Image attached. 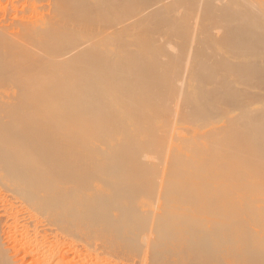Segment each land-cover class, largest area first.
I'll return each mask as SVG.
<instances>
[{
  "label": "bare ground",
  "instance_id": "bare-ground-1",
  "mask_svg": "<svg viewBox=\"0 0 264 264\" xmlns=\"http://www.w3.org/2000/svg\"><path fill=\"white\" fill-rule=\"evenodd\" d=\"M2 6L3 8H1ZM1 10L0 107L11 108L19 105L21 107H28V109H42V111H35V113L37 112V118L35 116L36 119H33L34 121L29 125L24 126V123L22 125L21 122L19 127H17V124L15 126H11L9 123L8 125L6 124L7 126L5 125V130L12 131L13 129L12 133L13 136H15V139L16 134L19 138L21 136L20 139L25 140V142L23 141L25 145L16 146L9 139L8 144L4 142L2 143V140L0 139V180H2L3 175H7V179H9L14 186L20 180L23 181L24 184L26 181L29 186L27 184L26 188L25 186L23 187V190L28 188V190H30L29 192L32 190L33 194L30 198L27 197L31 202H24L27 209L30 210L25 212L26 216L23 215L26 219L25 224L19 226L18 223V228H13V225L10 224L13 229H10V225L9 227H6L8 224H4L5 227L8 228V231L0 232V264H17V260H14V257L15 255L17 256L19 252H22V260L23 258L31 259L32 264H72L71 261L68 260L70 255L68 256L67 249L61 244L57 245L58 243L54 245L58 240L56 238H63V235L59 233H63V231L60 227H55L53 229L47 225L48 223L51 224V222L60 221L62 219V215L66 212L64 207L66 202H55L53 198V202H47L48 198L45 199L46 202H40L44 196L50 198V195H44L50 188L48 185L49 182L52 181L51 183H53V180L55 179V177L51 178L49 168L52 166H54V168L57 167L60 170H63L62 174L64 177H68L65 176L66 174L64 173L67 172L68 169H72L70 167L71 165L74 167L72 159L70 160L72 153L68 147L73 145L75 139L68 141V145L67 143H64L63 139L60 143V140H57L52 134L54 130L52 131L51 129V125L60 123L61 121L64 122L67 119V115L63 114V116H66L63 118H57L56 116L60 117L59 115L61 114L58 115L56 112L53 116L50 111H57L60 109L87 111V114L81 112L74 113L76 116L78 113H81V117H79V114L76 119L78 118L79 122L81 120L80 118H82L83 122L85 120L83 125H86L87 127L85 129L84 126L83 129L86 131L88 129L86 123H92V127L96 129L94 130L89 126L90 131H87L89 132V134L87 133L88 136H90L91 131H94L91 135L93 137L91 138L92 141H88L84 135L85 131L82 132L83 129L81 130V134L85 136L81 135V137H84V139L86 138V142L81 138L83 142L80 140L81 145H78L80 146L79 149L87 147V149H92L94 146H109V149L113 150L111 152H115L116 155L114 154V157H110L112 156V153L108 152L110 161L104 159L105 163L102 162L101 167H103V164L105 167L106 163L107 165H110L107 166L110 168L107 170L109 171V174L111 173L113 176L115 175L114 173L118 171L117 168L120 167L123 172H121L122 170H119L118 172L125 175L126 172L124 169L126 168L124 167L130 164L129 168H127L131 170L135 166L133 165V167H131L133 164L132 162H134L132 159L135 157L131 158V155L138 150L134 144H130L129 142L132 140L131 136L134 138L136 134L133 136V134L131 135L126 132L127 130H124V128L128 127L122 128L125 124V119H127V116H130V114L133 116V113L136 110L138 111L136 113L140 114V105L144 106L146 111L149 109V104L155 105L152 106L154 109L158 107H156L158 101L156 98L150 103L148 102L149 104L147 105L142 103L143 101H132V98L145 99L146 95H150L149 86L143 77L147 76L148 73H146V70L151 67L149 62H147L148 59L146 60V55L150 51L155 52V49L152 50L154 45H152V43L150 44L153 40V42L156 41L159 43L161 41L160 44L162 45H156L158 46V50L159 48L161 50L162 47L161 51L164 52H162L163 54L160 53V55L165 58L162 60V64H165L163 66H166L165 69H163L164 72L166 71L168 77L171 75L177 76L174 79L171 78V80L168 78V81L166 79L163 82V86H161L162 90H160L162 96L164 97L167 91L172 88L174 89V85H177V83L179 84L180 82V86H178V88L176 86L179 90L175 88V91H188L187 95L182 92V94L184 93L183 95H185L183 96V100L181 94L180 98L184 103L181 104V106L177 105L175 112L176 116H183L181 118H177L178 116L176 118L174 117L173 126L177 123H186L189 127L186 126L182 129H184V132L191 131L188 135L192 134L189 138L186 137L187 135L183 136V138L180 137L179 139H183L184 141L177 149L192 155L194 153V156L197 155L196 157H198V154L199 157H202L205 153L206 155L208 152L216 154L215 152L219 151V155L226 157V160H223V157L219 156V158L222 157V161H226L229 165L228 167L226 163L223 162V164L227 166H225L226 168H230L233 165V162L242 160L236 163L238 165L235 164L231 168L233 169L234 167L235 169V167H239L244 163V166L248 168V170H246L247 168L245 169L246 171H249V169L255 171L256 166L261 163L253 155L264 157V0H0V12ZM147 43L148 45L150 44V48L152 45L151 50L148 48L149 52L146 51V48L148 47ZM163 47L165 48L164 50ZM158 50L157 55L161 52L160 50L158 52ZM144 52L148 53L144 55ZM141 54L145 57L142 58ZM160 55H158V58L161 57ZM155 66L157 67L159 65ZM132 74H134L135 77H133ZM128 75L132 76L133 79H130L131 77L129 78ZM172 82H175L174 85ZM200 92H206L209 97L207 99H201V94H198ZM142 93L143 95H141ZM125 97L126 100H129L126 101ZM150 97H152V95ZM178 99L179 97L177 100H173L178 101ZM110 100H115V103L109 104L108 102ZM155 100L156 103H154ZM154 109L153 112H155ZM31 111L32 110L30 109V112ZM155 113H157V111ZM159 113H161V111H159ZM33 115L31 114V117ZM161 115L159 114V118ZM156 117L157 116H155V119ZM220 117L221 119L226 118L224 122L227 121L225 122L226 125H224L227 131L224 132L226 133V136H224L222 131L220 132L217 127H213L214 125L209 122L211 119L213 120V118L216 121L215 118ZM73 118L76 120L75 117ZM153 118L154 117L151 119ZM27 119L24 121L27 122ZM68 119L66 121H68ZM155 119H153V122ZM69 121L67 124H69ZM18 122L17 119V123ZM82 123L78 124L80 128H82ZM193 123L200 125L195 126ZM13 124L14 123H12V125ZM64 124H66V122ZM64 124H62L63 127ZM100 125L101 128H111L109 131L107 129V132L104 130L106 133L104 131L103 133L99 131L97 132L96 130L99 129ZM144 125L147 126L149 124L146 122ZM0 126L2 125L0 124ZM59 126H54V128ZM125 126H127V123ZM146 126L144 127L146 128ZM63 127L62 129H65ZM67 127H69V125ZM144 127L140 128L141 131L139 135L146 136L140 138L143 139L141 141V146L146 148L149 144L151 145L150 141L146 139L147 136L149 138L152 134L154 135L155 132L152 133L153 131H149V127H147V131H145ZM72 128L74 127H71L70 130H72ZM80 128H77V130ZM201 128L206 129V132H204L205 134H202V136L199 133V129ZM5 130H3V133L7 132H5ZM55 131L57 130L55 129ZM148 131L152 134L146 135L148 134ZM217 131L221 134L219 132L217 133ZM58 132L61 131L58 130ZM187 132L185 133L187 134ZM1 133L2 132H0V134ZM67 133L69 135H67V139L73 136L72 134L70 136L69 132ZM155 134L157 136L161 133ZM62 135L64 136V134ZM204 135H206L207 139L206 137H203ZM2 136H0V138ZM5 136L8 135L6 134L4 137ZM78 136L79 135L76 137ZM153 137H155V135ZM228 137H231L235 143L225 144L224 140ZM72 138H74V136ZM78 138L80 139V137ZM89 138L90 137H88V139ZM150 138L152 139V137ZM198 138L200 140H206L200 141ZM20 139L19 143H21ZM163 139H165V137H163L162 140ZM76 141H78V139H76ZM155 141L158 140L156 139ZM151 142L155 143L153 141ZM75 143L74 147L78 144ZM141 146L139 147L140 152L142 150H140ZM151 147L153 146L151 145ZM87 151L88 150H86V153ZM116 151H118V153H116ZM96 152H98V149ZM82 153H84V151H82ZM55 154L58 158L63 157L64 160L60 162L58 159L59 162H57V159H54ZM90 155L91 158H95L93 154ZM103 155L105 157L106 154ZM74 156L76 155L74 154ZM74 156L71 157L73 160L79 158L78 155L76 158H74ZM99 157L101 158V156ZM85 158H87V155ZM227 158L232 161V165L229 164L230 162H227V160L230 161ZM96 159H98V157ZM93 160L89 162L95 163L99 159L96 161ZM77 161L78 160H76L75 163H77ZM81 162H83V160H81ZM89 162L87 161L86 163L89 164ZM207 162L209 163V161ZM79 163L80 162L77 163V167L80 165ZM83 164L80 167H84ZM99 164L100 163L98 162V169L101 168H99ZM201 164L203 165V163ZM206 164L204 166L200 165L199 168L208 171L207 169H210L211 165L209 166L207 164L209 166L208 168L205 167ZM216 164L218 165L219 163ZM88 166H90V164ZM220 166L218 167L220 168ZM89 168H91V166ZM94 169H92V172L89 169L85 170H89V172L93 173ZM128 169L126 170L127 172ZM133 169L134 171L135 169L137 171L139 168L137 169L135 166ZM52 170L54 171L53 168ZM60 170L58 171L59 176L61 174ZM101 170H98L99 173L102 172ZM141 170H143V168H141ZM194 170L196 171V169ZM108 171H106V174ZM134 171H132L133 176L135 174ZM144 171L145 170H143V172ZM235 171L238 173H236L238 176L235 174V179H240V173L238 170ZM143 172L141 174L142 178L140 177L139 181H141V179L144 181L143 178L145 177V173ZM193 172L191 175L187 174L189 176L187 177V181L188 178L192 179ZM136 173H138V171ZM93 174H91V176ZM137 175L138 174H135L136 177ZM174 175H176V173ZM251 175H253V172ZM83 176H85L84 173ZM91 176L90 179H93ZM85 177L87 180L89 179L88 176ZM85 177H83V179ZM106 177L107 175L104 178ZM116 178L115 181H111L110 179L108 182L120 183ZM118 178L121 177L119 176ZM96 179H93V181ZM101 179L103 178H100L99 181H101ZM107 179L109 178L103 180L106 181ZM173 179H171V182L174 181ZM194 179L196 178L194 177ZM133 180L138 183V180H135V177ZM198 180L199 179L197 178V182L191 183L192 185H188V182L186 181L187 185L185 184L182 186L183 194L186 195L189 192L191 198L189 199V202H211L207 200L204 192L200 189L202 187V180L200 179L201 182L199 183ZM263 180H261L259 191L255 194V198L258 199V201L260 199L264 201V191H262L264 186ZM64 181H67V178ZM72 181L75 180L72 179ZM99 181L97 180V182ZM134 181L133 183H135ZM192 181L193 179L191 182ZM102 183L104 184L103 181L100 182V184ZM106 183L107 182H105V185ZM122 183L123 187L118 184L122 189L121 192H119L121 189L118 190V193H123L121 194V196L123 195L122 199L120 198L121 201L118 203L116 201L113 204L107 203V206L101 204L102 207L100 205L101 202L98 203V200V202H96L101 207L98 208L94 205L95 208H93V210L97 207L98 209H96L95 212H97L99 216L101 213L104 214V216L108 215L112 218L116 216L122 217L126 212H133L134 210L138 211L132 218L134 221L125 220V222L122 218L120 219L122 220L120 221V228L123 232L125 231V233L131 228L133 229V225H135V223L137 224V220L139 219H152L151 222L157 221L158 224L159 221H162L160 224H169V227H176L178 224H182V219L185 216L195 217L197 219V217L200 218L204 215L205 206L202 204V207H204L202 209L203 213L200 212V210L183 211L178 209L171 212L170 207L164 205V207L153 212L152 216H141L139 211L141 210V206L137 202L141 193L139 192L140 190H138V187H135L137 184L135 186L132 184V187H129L131 185L128 184L130 183V181H128L126 184L128 185V188L124 184V181ZM65 184L67 186V182ZM103 184L101 186H104ZM140 184L143 185L144 182L141 181ZM107 185H110V183H107ZM116 185L117 183L115 184V187ZM141 185H139V187ZM120 187H118V189ZM67 189L68 188H66V190ZM160 189V192H163V196L166 200L163 203L171 202L167 190H164V188ZM141 191H148L146 183L141 187ZM49 192L51 191H48V193ZM136 192H139V195L137 194L138 197H136ZM27 194H29L28 191ZM92 194L94 195L96 193ZM136 198L138 199L136 200ZM235 199L237 202H242L240 201L242 200L241 197L239 198L240 200L238 198ZM94 200H96V198ZM127 200H130V202ZM236 200L233 201L236 202ZM96 202L95 204H97ZM181 202L185 201L181 200ZM84 204L85 203H83V205ZM80 206L81 205L79 204L78 207ZM206 211L209 213L211 210L205 209V212ZM69 212L74 211L69 210ZM212 213L216 216V218L215 216L213 218L211 215L212 219L217 220V215H220L219 212L217 214L216 211L212 210ZM69 215L68 217H71ZM211 217L207 220L209 221ZM1 218L2 217L0 216V223L3 222ZM12 221L13 219L11 220V223ZM178 221L182 222L180 223ZM238 222L239 220H237V223ZM224 223L225 222L222 223L223 227L220 226L222 229H219L220 233L218 236L221 235V232L223 236H229V231L233 229L230 232V235L233 234L231 235L232 237H227L229 239L225 238L227 241L229 240L230 243H234L240 238H248L252 242L260 239V235L256 230L250 232L244 229L242 230L241 226H239L240 228H237L236 222V225L234 222L232 223L235 226L234 229L233 225L230 226L226 223L227 225L224 226ZM240 223L242 222L240 221L239 225ZM219 225H221V223H219ZM200 226H202V224L199 225V227ZM175 231L176 230H174V232ZM185 231L187 230H184L183 232ZM47 233H56L57 235H54V238H48ZM2 236H6L7 240L14 242L12 245L18 247V250L13 251V255L10 254V249L6 248L3 244ZM181 236H183V234ZM179 237L180 235L178 238ZM168 240L163 237V240H160V242L167 247L169 244ZM41 242L43 247L37 249V245ZM15 246L13 247L16 248ZM34 247H36V251L33 250ZM191 250L193 252L195 251L193 248L187 252L190 253ZM82 262L84 261L82 260Z\"/></svg>",
  "mask_w": 264,
  "mask_h": 264
},
{
  "label": "rangeland",
  "instance_id": "rangeland-1",
  "mask_svg": "<svg viewBox=\"0 0 264 264\" xmlns=\"http://www.w3.org/2000/svg\"><path fill=\"white\" fill-rule=\"evenodd\" d=\"M1 8H3V6ZM0 13H2V10ZM149 41H151V40H149ZM153 41L150 42V44L152 43V45H154L153 49H152V45L150 48V44L148 45V43H147L148 47L146 48L147 49L146 51L149 52V50L155 49L156 53L153 51H150L149 53L144 52V55H146L148 53L146 55V60L147 59L149 60V61L147 60V62H149V65L151 66L150 68H148V70H146V73H148L147 76L143 77L149 86V94L150 95H146L145 99L132 98V101H136V102L143 101L142 103L147 105L153 99L156 98V100H158L157 103L158 102L159 103L157 105L156 100L154 103H156V107L157 106L158 107L154 109V107H152V106H155V105L149 104V109L146 111V108L144 106L140 105L139 106L140 114L138 113L139 114L138 115L136 113L138 111L136 110L133 113V116L131 114H130L131 117L128 115L127 119H125V122H124L125 124L127 123V126H125L124 123H123L124 125L122 126V128L128 127V128H124V130L126 129L127 130L126 132L130 133L131 135L133 134V136H134L136 134V136L134 138H132V136H131L132 140H130L129 142H130V144H134L135 147L138 149V150L136 149L137 151H135L134 153L131 152L133 154L131 155L132 157L130 156L131 158H133L135 156L132 159L134 162H132L133 164L131 167H133V165H135L137 169L139 168L137 170L138 173H136L137 172L136 169H135L136 172L133 169V168H135V166L131 170L134 171L135 174H138L137 177L135 176V174L133 176V172L130 169H128L130 164H128V166L124 167L126 169L123 168L126 172L125 175L121 174V172H123V170L120 169V167L117 168L118 171L122 170L121 172L117 171L114 173L117 176V178L115 175H114L115 176L114 177L111 173H110L111 175L109 174V171L107 169H110V168H108L107 166H110V165H107V163H106L105 167H104V164L102 165L103 167H101L102 162L105 163L104 159H107L108 161H110V157H114L116 155L115 152H111L113 150H110L109 146H98V147L94 146L92 149L90 148L91 150L87 149L88 147L82 148L83 150L79 149L80 146H78V145H81L80 143H81L82 139L84 142H86L85 141L86 138L88 141H92L91 138H93L91 135H92V132H94V131H91L90 136H88L89 132H87L89 130V126H90V128H93L92 123H89V124L86 123L88 125V129L86 131L85 129L87 126L83 125L85 123V120L83 122L82 118H80L81 120L79 122V119L78 118L76 119V117L79 114H80L79 117H81V113L87 114V111H79V110L77 111V109L74 111L70 110V109H60L57 111L56 110L50 111V112H52L53 116H54V114H56V112L58 115L61 114V115H59L60 117L56 116L57 118H63L66 115H67L66 116L67 119L70 118V119H68V121L70 120L69 124H67L68 121H66L67 120L66 119L64 122L61 121L60 123H57L58 125L56 123L51 125L52 131L54 130V132L52 134L55 136V138H57V140H60V143L64 140V143H67V145H68V141L75 139L73 142V145H70L68 147V149L70 148V152L72 153L71 157L74 156V154L76 156L77 155L79 156L78 159L76 158V156H74V158H76L74 160H73V158L70 157V160L72 159V161H73L72 164L74 165V167H72V165H71L70 167L72 169L71 170L68 169V171L64 173V174H66L65 176H68V177H64V175L62 174L63 170H60L57 167L54 168V166H52L51 168H49V171H50L49 173L51 174V178L55 177V179L54 180L52 179L53 183H51L52 182L51 181L48 184L50 187V188L48 187L49 188L48 191H51V192L48 193V191H47L46 194H44V195H47V196L50 195V198L44 196V198H42L40 200V202H46L45 199L48 198L49 200L47 199V202H53V200L55 202H64V203L66 202L64 205L66 212L62 215V219L60 221L51 222V224L50 223L47 224L50 228H53V229L55 227H57V228L60 227L64 233L63 234V233L59 232L60 234L63 235V238L62 237L56 238L58 240L54 243V245H56L58 243L57 245L61 244L63 247H65V249H67L68 256L70 255L68 257V260L71 261L72 264H80V263H84V264H91V263L92 264H264V201H262L261 199L258 201V199L255 198L256 192L259 191V187L261 185V180L264 179V157H262L260 155H253L261 163L258 166H256L255 171L249 169V171H250L249 172V171H246V170H248V168L244 166V163L243 164L241 163L242 165L240 164L241 166L235 167V169H234V167H233V169L231 168L233 165H235L236 163H238L242 160H237V161L233 162V165H232V161L229 158H227L230 160V161L227 160V162L228 163L230 162L229 164H231L232 166L230 167L231 169L226 168L227 166L229 167V165L226 163V161L221 160V158L223 156L219 155L220 154V153H218L219 151L215 152L216 154H214L213 152H212V154H211V152L210 153L208 152L206 155V153H205V154H203L202 157L201 156L199 157V154H198V157H196L197 155L194 156L195 155L194 153L192 155L190 153H186L184 151H180L177 149L178 146H180V144H182L184 141L183 139L181 140L179 138L180 137L183 138V136H186V135H187L186 137L189 138V136L192 134L191 133L188 135V133H190L191 131H188V132L185 131V132H187V134H186L184 132V129H182L183 127L188 126V125H186V123L185 124L184 123H177L175 126H173V124H174L173 118L174 117L176 118L178 116V115L176 116V112H175L176 106L177 105L181 106V104L184 103L182 100H183V96H185V95H183V94L186 93V95H187L188 91L187 90H186V92L184 90H182V91L180 90L181 92L175 91L176 86L178 88V86H180V83H181L180 82L179 84L177 83V85L176 84L174 85V83L177 82V81H175L174 83L172 82L173 85L175 86V88L174 89L172 88L171 90L167 91L168 95L166 92V95H165L166 97L162 96V94H161L162 92L160 93V90H162L161 86H163L162 85L163 82L166 79L168 81V78H169V80H171V78L174 79L177 76L171 75L170 77H168V74L166 73V71L164 72L163 69H165L166 66H163L165 64H162V60L165 58H163L162 55H160V53L163 54L164 52L161 51L162 47H161V50L159 48V50L161 52H159V50L157 48L158 44L162 45V44H160L161 41H160V43L156 42V41L153 42ZM154 47H156L157 49ZM148 48H149V50H148ZM164 49L165 48L163 47V50ZM157 50L159 52L158 55H160L162 58L161 57L158 58ZM141 55H142V58L145 57L143 54H141ZM164 62H165V60H164ZM155 65H159L160 67L159 66L156 67ZM130 75H128L129 78L131 77L130 79H133L132 76L135 77L134 74H132V76H130ZM125 77H127V76H125ZM178 82H179V80H178ZM159 87H160V89H159ZM177 90H179V89H177ZM172 92H174L175 94ZM178 92H180V93H178ZM182 92H184V93L182 94ZM177 94H180V95H177ZM181 94H182V100L180 98ZM198 94H201L200 95L201 99H207L209 97V95L206 94V92H203V93L200 92ZM141 95H143V93ZM151 95L153 98L150 97ZM174 95L177 98L179 97L180 101H179V99H178V101H174L173 99L177 100V98ZM136 96H137V94H136ZM126 97H125V100H126ZM150 98H152V99H150ZM162 98H164L166 100H164ZM128 100H126V101H128ZM162 100H164V101H162ZM108 103L114 104L115 100H110ZM159 104H160V106H159ZM161 105H162V107H161ZM23 107L24 106L21 107L19 105L11 107V108L10 107H7V108L6 107H0V124L2 125V126H0V129H1L0 132H2L0 134V136H2V134H3V136L0 139L2 140V143L4 142V143L8 144L9 143L8 139H9L16 146L17 145H25V143H24L25 140L20 139L21 136L19 138V137H17V134H16V139H15V136H13V133H12L13 129H12V131L11 130L10 131L5 130V125L6 124L8 125V123L11 126H15L17 124V127H19L20 122L22 125L24 123V126L29 125L30 123H32V121H34L33 119L37 118V115H36L37 112L35 113V111H40V110L42 111V109L38 110V109H34V108L29 107L32 110L30 112V109H28V107H24V108ZM153 109L155 112L157 111V113L153 112ZM163 109H165V110H163ZM159 111H161V113H159ZM164 111H165V113H164ZM76 112H81V113H78L76 116L74 114ZM162 112H163V114H162ZM30 113L32 115L34 114L33 115L34 118H33V116L31 117ZM88 113H90V112H88ZM153 113H154V115H153ZM158 113L160 115L162 114L160 116V118H159ZM63 114H66V115L63 116ZM19 115H20V117H19ZM68 115H69V117H68ZM14 116H15V119H14ZM35 116H36V118H35ZM155 116L158 117V119L156 117L157 120L155 119ZM182 116L183 115H181V117ZM73 117H75V119L79 123L83 122L82 128L79 127V125H78L79 123L76 120H74ZM152 117H154L153 119H155L154 120V122L156 121L155 123L153 122V119H151ZM181 117L179 115L177 118H181ZM221 117H222V114H221ZM221 117L215 118L216 121L213 118V120L211 119L209 122L212 123V125H214L213 127H217V129L220 132L222 131V133H224L226 131V128L224 127V125H226L225 122H227V121L224 122V120H226V118L221 119ZM29 118H31V119H29ZM17 119L19 121L18 123H17ZM25 119H27V122L24 121ZM219 119H221V120H219ZM4 122H5V124H4ZM65 122H66V124H64ZM146 122H148V124L150 126L144 125V124H146ZM12 123H14V124L12 125ZM76 123H77V125H76ZM151 123H153V124H151ZM59 124H60V126H59ZM62 124H64V127L62 126ZM68 125H69V127H67ZM193 125L196 126V125H200V124L193 123ZM54 126H59V127L54 128ZM80 126H81V124H80ZM84 126H85V129H83ZM98 126H97V128H98ZM103 126H104V124H103ZM144 126H146V128ZM62 127L65 129H62ZM71 127H74V128H72V130H70ZM76 127L80 128V129H78L80 131H78ZM141 127L142 128L144 127L145 131H147L146 129H147V127H149V131H151V132L153 131L152 133H154V132L157 134L161 133L157 136L154 133V135L156 137L155 138V137H153L154 135L152 133H149V131L147 132L148 134H146V135L152 134L150 136V137H152V139L150 137L148 138V136L146 139H148L150 141V143L153 147H151L150 144H149L150 147L147 144L148 146H146V148L141 146L142 145L141 141L143 139H140V138L146 137V136H140L139 135V133L141 131L140 130ZM100 128H101V125H100L99 129H97L96 131L103 133L104 130L107 132V129H108V131H109L111 127L107 128V129L105 127L101 128V129ZM171 128H172V132H171ZM55 129L57 131H55ZM68 129H69V131H68ZM3 130H5V132L6 131L7 132L3 133L4 132ZM58 130L61 131L62 133L58 132ZM73 130H74V132H73ZM81 130H82V132L85 131L84 132L85 134L83 133L86 136L85 139H84L85 136L81 134L82 133ZM100 130H102V131H100ZM205 130H206L205 128L199 129V133L201 134V136H202V134H205L204 133V132H206ZM181 131H183L184 133ZM219 131H217V133ZM9 132L12 134H10ZM63 132H65V133H63ZM67 132H69V134L71 132V134L74 136V138H72L73 136H71V134H70L71 137L70 138L68 137L70 140L67 139V135H68ZM78 132H80V133H78ZM97 132H95V133H97ZM165 132H167V133H165ZM74 133H75V135H74ZM164 133H165V135H164ZM169 133H170V136H169ZM179 133H180V135H179ZM6 134L8 136L4 137V135H6ZM62 134H64L65 138ZM76 134L79 135L78 137H80V139L78 137H76L77 136ZM162 134H163V136H162ZM81 135L84 137L82 138ZM93 135H94V133H93ZM224 136H226V133H224ZM88 137H90V138L88 139ZM158 137H159V139H158ZM163 137H165V139L162 140ZM203 137L205 138L206 135H204ZM169 138H170V140H169ZM19 139H20V142L22 144L19 143ZM76 139H78V141H80V140L81 141L78 142V141H76ZM156 139L158 141H155ZM206 139H207V137H206ZM206 139H204V140H206ZM204 140H200V141H204ZM75 141L78 144H76ZM151 141H153L155 143H152ZM224 142H225V144L235 143V141H233V139L231 137L226 138L224 140ZM74 143L76 144L75 147H74ZM167 143H169V144H167ZM159 144H160V146H159ZM64 145H66V144H64ZM140 146H141L140 150L142 149L141 152L139 151ZM95 147L98 149V152H96L97 149ZM156 148H158V149H156ZM243 148H244V146H243ZM105 149H106V151H105ZM143 149H145V150H143ZM86 150H88L87 153H89V154L86 153ZM99 150H101V151H99ZM102 150H104V151H102ZM82 151H84V153H82ZM108 152L109 153L111 152L112 156L109 157ZM116 153H118V151H116ZM90 154H93L95 158H91ZM96 154H99V155H96ZM100 154H102V155H100ZM103 154H106L105 157ZM189 154H190V156H193L194 158L190 157ZM251 154H253V153H251ZM251 154H247V155H251ZM80 155H81V157H80ZM82 155H85V156L87 155V158H85V156H82ZM99 156H101V158ZM106 156H108V157H106ZM219 156H222V157L219 158ZM232 156H233V154H232ZM97 157L99 160L96 159ZM54 159L55 160L57 159V162H59V161L62 162L64 160L63 157L58 158L56 154L54 156ZM58 159H59V161H58ZM93 159L95 161L96 160H98V161H96L95 163L89 162V161H92ZM222 159L226 160V157H223ZM76 160H78L77 163L80 162L79 163L80 165L78 167L76 166L77 163H75ZM81 160H83V162H81ZM234 160H236V159H234ZM87 161L89 162L91 168L93 167L92 169L95 168L93 170L94 174L91 173L92 169L89 168L90 166H88L89 164L86 163ZM204 161H205V163H204ZM207 161H209V163L211 161L213 166L211 163L209 164ZM98 162L100 163L99 168L101 167L102 170H101V168L98 169ZM223 162H225L227 166L225 164H223ZM81 163L82 164L84 163L83 164L84 167H80V166H82ZM201 163H203V165ZM206 163L209 166L211 165V168L207 169L208 171H205L202 168L201 169L199 168L200 165L204 166ZM216 163H219V164L217 165ZM207 164L205 167L209 168V166ZM220 164L222 167L220 166ZM236 165H238V164H236ZM85 166L88 168H86ZM218 166H220V168ZM96 167L99 171L101 170L102 172L99 173V171L96 169ZM140 167L143 168V170H145V171L143 172V170H141ZM224 167H225V169H224ZM52 168L54 169V171L52 170ZM82 168H83V170H82ZM55 169H58V170H55ZM85 169H89V170L91 169L90 170L91 172H89V170H85ZM127 169H128V172L126 171ZM194 169H196V171ZM59 170L61 172L60 176H59V172H58ZM193 170H194V172H193ZM235 170H238V172L241 175V176H239V177H241L240 179L237 178L238 180L235 179L236 175L238 174ZM106 171H108L107 174H106ZM129 171H131V172H129ZM142 172L145 173L144 174L145 177L143 178L144 181L142 179H141V181L144 182V184L145 183L147 184V187H148L147 192L141 191V187L144 185V184L141 185L140 184L141 181H139ZM174 172L176 173V175H174L175 174ZM179 172H180V174H179ZM192 172L194 175V176L192 175L193 181L191 182L192 179H189V178L187 181V177H189L187 174L191 175ZM195 172H196V175H195ZM252 172H253L254 176L251 175ZM83 173L85 174V176H88V178H89L88 180L85 176H83ZM95 173H96V175H95ZM130 173H132V174H130ZM91 174H93V175L91 176ZM89 175L91 177H93V179H96V177H97V179L93 181L92 178L90 179ZM106 175H107L106 178H109V179H107L105 181L103 179H106V178H104ZM121 175L124 177H122ZM172 175L174 176V179H173ZM6 176L3 175L2 180H0V212H2V213H0V216L2 217L1 219L3 221L0 223V228H1L0 232L1 231L7 232L8 228H6V227H9L10 224L13 225V228H18L19 226H22V224H25V221H26V219L24 217V216H26L25 212H27V210L28 211H30V210L27 209V206L24 204V202H31V201H29L30 199L29 200L27 199V197L30 198V196L33 195L32 190H31V192H29L30 190H28V188L26 190H23V187L25 186V188H26V186L28 184L26 181H25V184H26L25 185L24 182L20 180L21 182L19 181L17 184H15V186H16L15 187L14 185L11 184V181L9 179H7ZM94 176H96V177H94ZM119 176L121 178H118ZM199 176H200V178H199ZM219 176H220V178H219ZM83 177H85L86 179L85 178L83 179ZM134 177H135V180H138L139 185H141L140 187H139L137 181L133 180ZM194 177L196 179H194ZM66 178H67V181H64V180H66ZM79 178H81L83 180H81ZM100 178H103V179H101V181L104 182V184L102 183L104 186H101L102 185V184H100L101 181H99ZM115 178L117 181L120 182V183L116 182L117 185L119 184L122 187H123V185H122L123 181H124L125 185L127 184L128 181H130V183H128V184H130L131 186H129V187H132V184H133V186H135L137 184V186H135V187H138V190H140L139 192L141 194L138 197L139 192H136V195L138 194L136 197L139 198V199L136 198V200L138 199L137 202L141 206V210H139L141 216H146V217L152 216L153 212H155L156 210H158L161 207H164V205H168L171 209L170 210L171 212L178 209V210H183V211H185V210L186 211H199L200 210V212H202V213H203L202 209L204 208L202 206L204 205L205 206V208H204V215L205 216L203 215L200 218L197 217V219L195 217L185 216L182 219L183 222L178 221L180 223L182 222V224L179 225L178 223H176V224H178V226H176V227H173L172 225H170L172 227H169V224H163V223L160 224L162 221L161 222L159 221V224H158L157 221L151 222L152 219H147V220L139 219V220H137V224L135 223V225H133V229L131 228L128 232L125 233V231L123 232V230L120 228L121 227L120 221H122V220L134 221V219H132V218L134 217L135 213L138 211L134 210L133 212H126L124 216H122V217L116 216L114 218H112L111 216L109 217L108 215L104 216V214H101V213L99 216L98 213L95 212V210L100 208L102 205L107 206L109 203L113 204L116 201H117V203L119 201H121L120 198L122 199L123 195L121 196V194H123V193H118V190H120L121 187L119 185L118 186L116 185V187H115V184H116L115 182H112L114 184L111 183V181H115ZM170 178L173 179L174 181L171 182ZM197 178L199 180L200 179L202 180V182H201V180L200 181L198 180V183L201 182V185H202V187L200 189H202V191L204 192L207 200H209L211 202H189V199H191L189 192L186 195L183 194V187L182 186H184L185 184L187 185V182H188V185L191 183H196ZM72 179L75 181H72ZM110 179H111V181L108 182ZM97 180L99 182H97ZM77 181H79V182H77ZM133 181L135 183H133ZM9 182H10V184H9ZM22 182H23V185H22ZM64 182L65 183L67 182V186ZM105 182H107L108 184L110 183L111 186L107 185V183L105 185ZM19 183H20V185H19ZM125 185H124V187H125ZM28 186H29V184H28ZM118 187H120V188L118 189ZM126 187H128V185H126ZM66 188H68V189L66 190ZM160 188H164V190H167L169 198H171V202L163 203L166 200L163 196V192H160V190H161ZM27 191L29 194H27ZM53 191H55V192H53ZM121 191H122V189L119 192H121ZM262 191H264V186L262 188ZM33 193L35 194L34 191H33ZM51 193H52V195H51ZM92 193H96V194L93 195ZM101 193H103V194H101ZM240 197L242 198V200L239 199ZM52 198H53V200H52ZM95 198H96V200H94ZM232 198H234V199H232ZM235 198H238L242 202H237V200ZM133 199H134V195H133ZM98 200H99V202H98ZM110 200H111V202H110ZM136 200H135V202H136ZM181 200H184L185 202H181ZM233 200L234 201L236 200V202H234ZM86 201H88V202H86ZM96 201L98 203L101 202L100 205L101 204L102 205L101 206L98 205V203ZM107 201H109V202H107ZM222 201H224V202H222ZM95 202L97 204H95ZM103 202L104 203L106 202L105 205ZM128 202H130V200ZM78 203L81 206L83 205V203H85V204L82 207L81 206L78 207V205H79ZM94 205H96L98 207V208L96 207L95 210H93V208H95ZM205 209L211 210L210 211L211 213H212V210L216 211L217 214L219 212L220 215L216 214L218 219L214 220L211 217V215H212L214 218L215 212L212 214L209 212L210 213V215H209V213H207V211L205 212ZM69 210L74 211V212H69ZM67 214L68 215L70 214L69 216H71V217H68ZM6 215H8V216H6ZM12 215H13V217H12ZM18 215L20 216V218ZM208 216L211 217L209 221L207 220L209 218ZM11 218L13 219L12 223H11V220H12ZM121 218H122V220H120ZM215 218H216V216H215ZM6 219H7V221L9 219V221L7 222ZM16 219H18V220H16ZM237 220H239V222L241 221L242 223H240V225H239V222L237 223ZM223 222H225L223 224L224 226L227 224L230 226L233 225L234 229H235L234 224L236 222L237 228H240L239 226H241L242 230L244 229V230L249 231V232L256 230L260 235V239L258 241L252 242L248 238H240L239 240H236L234 243H230L229 240L227 241L225 238H227V237L231 238L232 237L231 235H233V234L230 235V232L233 229H231V231H229V234H228L229 236H223L222 232H221V235L218 236V234L220 233L219 229H222L220 226H222ZM233 222H234V224H232ZM219 223H221V225H219ZM4 224L5 225L8 224V225L5 227ZM14 224H15V226H14ZM17 224L19 226H17ZM201 224H202V226L199 227V225H201ZM12 225H10V229L12 228ZM179 226H181L182 228ZM183 228H185V229H183ZM177 229H178V231H177ZM168 230H169V232H168ZM174 230H176L175 231L176 233L174 232ZM182 230L183 231L187 230V231L183 232ZM186 232L188 233V236H187ZM182 234H183V236H181ZM47 235H48L47 236L48 238H52V237L54 238V235L56 236L57 234L56 233L55 234H48L47 233ZM179 235H180V237L178 238ZM163 237L167 240L169 239L168 240L169 244L167 247H165L164 244H162L160 242V240H163ZM181 237H183V238H181ZM229 238H227V239H229ZM2 242L6 248L10 249V251L12 252V253L10 252L11 255L14 254L13 251L18 250L17 246L12 245V244H14V242L12 241L13 242L12 243L11 240H7L6 236H2ZM7 242H9V243H7ZM13 246H15L16 248H14ZM39 247H43L42 242L39 245H37V249ZM193 248L195 249L194 252L192 250L190 253L187 252L188 250L190 251V249H193ZM35 249H36V247H34L33 250H35ZM83 251H85V252H83ZM19 253L21 254L22 252H19ZM19 253L17 254V256L15 255V257H14V260L15 259L17 260L16 261L17 264H32L31 259H24L23 258V260H22L21 257H23V256H22V254L20 255ZM84 258H86V259H84ZM82 260L84 262H82Z\"/></svg>",
  "mask_w": 264,
  "mask_h": 264
}]
</instances>
